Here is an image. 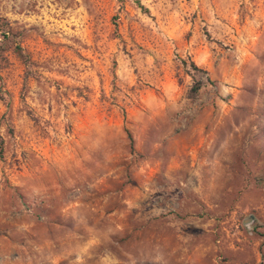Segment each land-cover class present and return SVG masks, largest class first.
<instances>
[{"label": "rangeland", "instance_id": "374dc122", "mask_svg": "<svg viewBox=\"0 0 264 264\" xmlns=\"http://www.w3.org/2000/svg\"><path fill=\"white\" fill-rule=\"evenodd\" d=\"M0 264H264V0H0Z\"/></svg>", "mask_w": 264, "mask_h": 264}, {"label": "trees", "instance_id": "16d2710c", "mask_svg": "<svg viewBox=\"0 0 264 264\" xmlns=\"http://www.w3.org/2000/svg\"><path fill=\"white\" fill-rule=\"evenodd\" d=\"M195 68V66H193ZM198 89V86L195 88V90Z\"/></svg>", "mask_w": 264, "mask_h": 264}]
</instances>
